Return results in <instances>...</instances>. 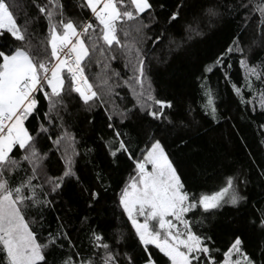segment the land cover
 I'll list each match as a JSON object with an SVG mask.
<instances>
[{"label":"snow or ice","instance_id":"snow-or-ice-1","mask_svg":"<svg viewBox=\"0 0 264 264\" xmlns=\"http://www.w3.org/2000/svg\"><path fill=\"white\" fill-rule=\"evenodd\" d=\"M30 6L36 16H29L24 0H0V264H217L209 232L226 206L236 213L231 220L236 230L220 264H264V197L247 194L251 173L231 168L217 191H191L166 141L198 123L185 119L195 109L189 103L181 114L173 99L157 97L152 75L154 64H167L175 54L195 58L200 39L225 22L235 23L227 46L201 62L198 104L210 123L199 129L206 135L223 119L208 74L219 70L229 79L232 56L239 57L252 99L246 100L235 83L233 92L242 104L255 110L258 103L264 111V90L257 96L252 80L264 84V58L252 61L255 49H264V2L30 0ZM20 13L23 23H18ZM41 18L46 33L34 44L29 28ZM253 23L256 35L248 39ZM116 60L131 75L112 68ZM92 64L99 71L90 76ZM121 87L132 94L131 106L116 103ZM100 108L111 130L98 137L108 173L95 167V146L85 144L79 151L69 123ZM32 120L37 123L31 125ZM86 123L95 126V117ZM259 146L264 150V139ZM78 157L86 168L93 165L94 185L81 180ZM126 161L134 174L117 181ZM256 177L264 185V165ZM114 182L119 193L109 215L105 197ZM70 183L87 192L79 217L83 238L74 241L59 215L56 230L42 238L46 212L55 209ZM249 231L260 238V260L245 250Z\"/></svg>","mask_w":264,"mask_h":264},{"label":"trees","instance_id":"trees-1","mask_svg":"<svg viewBox=\"0 0 264 264\" xmlns=\"http://www.w3.org/2000/svg\"><path fill=\"white\" fill-rule=\"evenodd\" d=\"M11 2V0H9ZM78 3L79 0H76ZM253 4L264 2V0H251ZM28 5L29 16H36L37 9L30 6V0H24ZM25 15L19 14L18 23H23ZM235 23L225 22L218 26L213 32H210L205 38L200 39L195 45L197 55L195 58H189L183 53L175 54L167 64L153 65V86L156 89L157 97L166 96L176 102L180 113L183 114L184 109L189 103L195 109L192 116H186V121H192L193 117L197 124H193L189 129L177 130L170 136L167 141V151L170 157L177 165L178 170L182 174V178L186 181V186L197 194L211 193L217 191L222 185V175L227 174L231 168H244L251 173L252 183L247 188V194L253 199L264 197V185H261L257 179L256 173L260 166L264 165V150L259 146V141L264 139V128L260 125L264 124V111H262L258 103L255 110L252 104H242L240 99L232 90V83L242 87L245 99H252V93L244 87V74L238 63L239 57L232 56V67L228 70L229 79H225L222 71H215L208 74V83L216 90V104L218 112L223 119L219 125H213L211 131L206 135L200 132L199 126L207 128L210 121L200 111L198 101L201 99L200 87L196 77L200 75L201 62H208L222 47H226L230 42L231 35L235 30ZM47 24L41 18L38 23H33L29 31L32 33L34 44H38L46 33ZM247 38L252 39L256 35V25L251 24L247 29ZM256 55L252 57L255 62L264 58V49H255ZM163 55V54H161ZM112 68L119 71L122 76L131 73L123 67L122 60L112 61ZM99 71L95 64L90 66L89 75ZM256 95L264 90V84L256 81L252 77ZM119 97H116V103L123 106H131L134 103L132 94L127 87H121L116 90ZM122 97V99H121ZM255 102V101H254ZM44 101L41 100V113L44 111ZM95 117V126H89L87 119ZM35 120L31 121V125H35ZM77 139L80 141L78 149L84 152V145L89 147L95 146L97 151L94 153L95 167L102 168L108 173L107 160L104 152L100 149L98 137L108 134L111 130L106 127V117L102 108L95 110L92 114L79 113L69 121ZM117 127L119 124L117 122ZM82 137V139H81ZM183 139L186 143L181 144ZM49 143L43 140L42 144ZM143 147V145H141ZM83 157H78L76 168L81 175V180L85 183L95 184L92 173L94 167L90 164L87 168L84 166ZM131 161H126L120 169L117 181H123L133 173ZM119 193V187L113 183V189H110L105 197V204L108 207V214H112L113 202ZM87 200V192L81 194L78 187L74 183H70L66 188L62 198H58V203L54 210H50L45 214V232L55 231L57 227V215L64 218L67 229L77 243L84 236L83 226L80 223V214L84 212V204ZM71 205V209L69 208ZM247 210H242L241 216L246 214ZM28 217L35 215L34 212L26 213ZM95 217V213L91 214ZM236 215L229 207H225L220 217L218 226L209 232L212 236V247L217 264L223 260V253L230 244L231 233L236 230V226L231 223L232 218ZM97 220L94 218L92 224L95 225ZM259 236L246 233V251L255 254L260 260L259 249L256 245L259 242ZM67 250V249H65ZM140 253L137 251V256Z\"/></svg>","mask_w":264,"mask_h":264},{"label":"rangeland","instance_id":"rangeland-1","mask_svg":"<svg viewBox=\"0 0 264 264\" xmlns=\"http://www.w3.org/2000/svg\"><path fill=\"white\" fill-rule=\"evenodd\" d=\"M208 194H210V193H208Z\"/></svg>","mask_w":264,"mask_h":264}]
</instances>
